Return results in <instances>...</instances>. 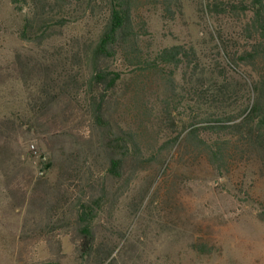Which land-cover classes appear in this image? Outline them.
<instances>
[{"label": "rangeland", "instance_id": "obj_1", "mask_svg": "<svg viewBox=\"0 0 264 264\" xmlns=\"http://www.w3.org/2000/svg\"><path fill=\"white\" fill-rule=\"evenodd\" d=\"M26 1L0 0V264H264V165L243 162L226 174L203 161L184 165L186 150L174 148L169 167L113 179L86 112L88 51L106 0ZM247 2L180 0L171 20L159 7L142 11L146 45H186L197 58L195 68L176 72L169 95L179 106L173 123L181 139L191 109L201 118L238 114L252 99L256 68L233 63L254 34L251 14L242 11ZM216 6L227 12L215 13ZM26 20L34 21L32 35H24ZM197 92L201 107L192 102ZM113 111L118 122H131L128 106ZM164 129L171 136L175 128L156 133ZM98 199L91 226L101 253L82 257L79 201ZM196 242L212 253L191 251Z\"/></svg>", "mask_w": 264, "mask_h": 264}, {"label": "trees", "instance_id": "obj_2", "mask_svg": "<svg viewBox=\"0 0 264 264\" xmlns=\"http://www.w3.org/2000/svg\"><path fill=\"white\" fill-rule=\"evenodd\" d=\"M13 2L17 5L19 0ZM106 4L103 28L88 51L90 72L85 83L86 112L97 132L98 149L106 159V173L116 180L126 177L128 182L132 175L148 166L166 164L169 167L172 157L168 156L170 151L167 149L174 148L178 154L186 150L179 158L184 165L203 161L226 174L243 162L255 161L264 165V0H248L243 4L242 11L251 14L248 25L254 34L250 49L233 58L237 66L256 68L251 101L245 108L241 107L238 114L220 112L201 118L191 109L192 117L185 126L187 132L182 139V132L176 134L177 127L173 123L174 117L180 115L177 112L179 106L169 102V95L175 92L176 72L195 68L197 58L194 50L186 45L159 50L146 45L149 32L142 12L145 8L159 7L162 18L171 20L179 10L180 0H106ZM19 9L22 10V6ZM226 12V7L216 6L215 13ZM25 23L28 26L24 35H32L34 21L26 20ZM37 39L41 42L46 38ZM120 66L127 72L123 73ZM196 97L192 102L201 107V93L197 92ZM119 100L123 102L119 104ZM121 106H128L131 122L116 120L113 108L120 109ZM162 125L175 128L171 136L169 129L156 133ZM63 133L73 136L66 126ZM172 134L176 135L172 137ZM191 145H194L192 151ZM103 194L105 199L106 194ZM82 201H79L82 209L75 220L79 251L82 257H98L101 252L97 250L91 223L102 201L95 200L94 203L99 201L97 205L90 201L82 204ZM259 217L264 222V208ZM212 249L206 243L190 245L191 251L201 255L211 254ZM115 260L113 258L110 264H115Z\"/></svg>", "mask_w": 264, "mask_h": 264}]
</instances>
